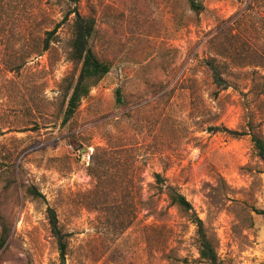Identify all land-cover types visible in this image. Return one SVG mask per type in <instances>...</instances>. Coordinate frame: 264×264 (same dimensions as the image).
Here are the masks:
<instances>
[{"label":"rangeland","instance_id":"374dc122","mask_svg":"<svg viewBox=\"0 0 264 264\" xmlns=\"http://www.w3.org/2000/svg\"><path fill=\"white\" fill-rule=\"evenodd\" d=\"M204 6L0 0V190L6 169L16 175L0 264H61L49 207L68 235L66 264H205L196 226L158 195L155 173L191 202L220 264H264V165L251 136L223 131L264 138V0ZM74 9L95 19L92 48L112 69L63 125L60 87L80 71Z\"/></svg>","mask_w":264,"mask_h":264},{"label":"trees","instance_id":"16d2710c","mask_svg":"<svg viewBox=\"0 0 264 264\" xmlns=\"http://www.w3.org/2000/svg\"><path fill=\"white\" fill-rule=\"evenodd\" d=\"M205 1L206 0H187V3L190 10L199 15L205 9ZM72 14L75 16L71 29L72 40L69 60L76 67H79L80 71L77 77L71 76L65 78L60 87V94L63 106L65 107L62 122L63 125L68 124L72 120L82 101L89 97L92 89L95 88L112 69L111 64L101 60L92 48L91 39L96 29L95 19L81 15L77 9L72 10L70 15ZM47 35L48 36L44 41L43 51L49 50L50 37L54 35V31L47 32ZM206 67L211 74L215 87L222 90L226 89L228 83L223 78L218 67L214 64V61H207ZM116 103L119 106H127L124 95L120 89L116 91ZM223 131L234 136H251V142L255 154L264 165V138L262 136L255 134L253 130L239 132L225 129ZM4 174L7 176L8 182L6 186L0 190V252L5 248L12 231L9 212H7L6 195L11 192L12 187L16 188V175L14 168L6 169ZM154 179L158 195H164L171 205L176 206L178 209L186 213L189 220L196 226L200 259L205 264H220L219 255L206 233L204 222L196 213L191 202L175 185L170 184L163 174L155 173ZM24 189L27 195L36 199L44 197L34 186H24ZM257 213L264 215V211L257 210ZM46 214L51 235L58 247L60 262L61 264H66L68 255V235L63 232L55 209L49 207Z\"/></svg>","mask_w":264,"mask_h":264}]
</instances>
